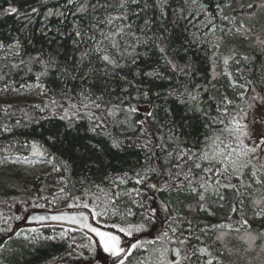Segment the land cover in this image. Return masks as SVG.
<instances>
[{
	"label": "trees",
	"instance_id": "obj_1",
	"mask_svg": "<svg viewBox=\"0 0 264 264\" xmlns=\"http://www.w3.org/2000/svg\"><path fill=\"white\" fill-rule=\"evenodd\" d=\"M85 2L88 12L82 14L76 11L80 0H74L76 6L67 0H0V43L4 45L0 48V264H97L99 252L95 247L92 254L91 244H86L82 237L84 233L55 225L27 226L24 218L35 210L86 209L79 207H90L89 199L107 200L126 193V189H137L138 193L132 191L131 202L117 206L116 213L123 216L120 225L125 229L130 225H145L135 233L153 228L167 232L163 241L178 246L181 264H264V146L258 147L248 167L235 173L230 170L221 178L222 184L229 186L215 191L210 188L200 200L188 188L177 191L169 177V170L175 172L178 161L168 158V151L176 149L177 143L167 138L171 130L181 147L199 150L205 147L206 137L219 135L224 128L199 113L195 114L198 119H191L193 113L176 97L168 95L172 89L183 91L187 86L190 91L198 92L200 107L209 117L218 115L217 106L224 96L233 101V105H228L230 112L244 107L239 95L242 90L232 87L233 80L240 83L252 80V87L264 96V45L258 42L264 41V0H195V3L138 0L128 5V19L123 23L131 24L132 32L140 40L149 41L135 47L136 52L148 53L147 56H138L133 65L130 56L120 58L119 53L110 49L120 67L105 68L96 54H92L78 69L77 74L87 73L82 85L78 79L66 80L55 68L41 76L42 65L31 58L51 56L61 68L68 67L71 71L81 53L91 46L90 42L73 44L74 23L79 22L86 30L94 16L105 15L101 9L93 12L91 5L115 4V0ZM9 7H16L18 13L5 14ZM32 8L38 11L33 13ZM49 11L64 15L48 16ZM108 12L116 14L113 8ZM205 19L215 25L214 44L194 39L198 23ZM240 25L250 30L237 33L235 29ZM161 32L168 37L169 56L174 57L180 68L187 66L188 75L169 69L151 47L150 38ZM125 40L128 44L135 43L131 36L126 35ZM16 41L18 48L8 47ZM124 46L122 43L121 47ZM244 56L249 59L243 60ZM224 57H232L227 68ZM154 68L166 78L134 76L136 70L144 73ZM33 83L42 86L39 103L19 98L20 90ZM66 84L75 89L73 95L83 87L97 96L103 95L105 101L138 111L118 113L115 120L109 118L103 135L87 131L86 119L77 120V126L66 131L65 121L59 116L41 113L36 107H44L51 99L61 100ZM139 91H149L148 97L140 96ZM149 112L155 119L148 117ZM136 121H145L144 127L155 133L150 137L153 145L163 144V149L153 147L150 152L131 146L134 141L141 143L144 139L139 131L132 130ZM244 123L249 125L248 121ZM57 129L61 136L53 143L49 137ZM110 136L123 141V147L112 148ZM160 136L164 139H159ZM33 142L45 152L43 158L53 168L27 175L23 166L14 163L34 157ZM90 145H99L102 151ZM241 163L247 160L241 158ZM149 168L155 171L147 172L145 183H136V173ZM118 176L125 182L120 181L115 188L112 182ZM152 184L157 187H149ZM54 186H58L55 194L50 192ZM150 240L144 248L134 250L124 264H143L156 259L157 244ZM201 248L207 251L202 253Z\"/></svg>",
	"mask_w": 264,
	"mask_h": 264
},
{
	"label": "snow or ice",
	"instance_id": "obj_2",
	"mask_svg": "<svg viewBox=\"0 0 264 264\" xmlns=\"http://www.w3.org/2000/svg\"><path fill=\"white\" fill-rule=\"evenodd\" d=\"M138 0H115V4L106 3L101 4L97 2L96 4L91 5L92 11L95 12L97 9H101L105 15L96 17L94 16L92 20L89 22L88 28L85 30L82 26L79 25V22L74 23V38L73 44H79L81 42L91 44L90 47L85 49L78 61L75 62V65L69 71L68 67L61 68L60 65L56 63L54 57H49L48 59H44L42 55H38L37 57L31 58L36 63H39L43 67V71L41 72V76L47 75L49 70L55 68L57 71L61 72V75L68 81L80 80L81 85L84 82V79L87 73L77 74L80 65L92 54H96V58L102 61L105 65V68L108 66H112L113 68L120 67L118 59L115 57L114 53L111 50H114L115 53H119V57L123 58L125 56L131 57V63L133 65L136 64V59L140 55L147 56L148 53H138L135 51L136 44H144L147 45L149 43L148 40H140L136 37V34L132 32V25L123 23L128 19V12L126 11L128 5L137 3ZM195 3V0H192ZM68 4L74 5V0H67ZM76 6V5H74ZM249 8L254 7L253 5H249ZM109 8H113L116 14L112 12H108ZM18 9L16 7H9L4 10L5 14H16L18 13ZM33 13L37 12L38 9L32 8ZM76 11L82 14H86L88 12V5L85 0H80L79 6H76ZM201 11L203 8L201 7ZM63 16V12H53L49 11L48 16ZM227 19V17H225ZM121 22V23H117ZM148 21H145V25L147 26ZM103 25L104 27H101ZM212 29L215 30V25L212 24ZM107 28V30H105ZM243 30L247 33L250 29L244 27V25H240L239 28H236L235 31L240 33ZM44 29H41V32L44 33ZM92 33L89 35V33ZM98 34V35H97ZM131 36L134 38L135 43L128 44L125 40V36ZM146 35V34H145ZM78 38V39H77ZM151 40V47L156 49L159 53L161 59H163L165 65L171 69L173 72L177 70L184 72L185 75H188L187 66L185 68H180L178 64L174 62V57L169 56L168 52V37L161 32L160 34H155ZM261 45H264V41H258ZM122 43L125 45L124 48L121 47ZM4 45L0 43V48H3ZM8 47H19V41H16L14 45H9ZM132 48V51L129 52L128 48ZM219 47V44H217ZM17 55L19 53H16ZM232 57H224L223 64L227 68L229 64V60ZM249 59L248 56H244L243 60L247 61ZM24 61L21 60V64ZM31 70V69H29ZM226 75L231 77L230 72H226ZM144 75L146 77L152 79H165L166 77L159 70L154 68L150 72L142 73L139 70H136L134 76ZM39 79V77H37ZM126 83L131 85V81H128L126 77L123 78ZM253 81L247 80L245 83H240L238 80L232 81V87L239 88L242 91L239 93L241 100L244 103V107H240L237 109L235 113L230 112L228 105H233V101L230 100L227 96H224L217 106L216 117H209V114L200 107L199 102V93L190 91L187 86L184 87L183 91H179L177 89H172L169 91L168 95L176 97V99L185 106L188 112L193 113L191 119H198L195 114L199 113L200 116H203L207 119H211L212 123H218L224 125V128L220 131L219 135L213 133L211 137L205 138V147L200 148L199 150H193V148L189 147H181L177 137L171 133V130L168 135V140L177 143V147L174 150L168 151V158L175 159L178 163L174 166L175 172L169 170V177L173 180L175 188L177 191H183L185 188H188L192 193H197L200 197V200L204 199V192H207L210 188L212 190H218L221 186H229L223 185L222 179L225 177L229 171L235 173L239 171L241 168L248 167L251 163L249 159V155L254 154L257 150V147L264 146V137H261L259 143L254 145L253 147H248L244 144V138L249 137V132L247 131L248 124L243 121L248 120L249 112L252 109H255V115L252 117L253 121L256 123L264 124V96L260 95V93L256 92V89L252 87ZM37 87H42L37 84ZM75 89H70L65 85V88L62 90L61 100L51 99L47 105L44 107L36 106L39 108L41 113L48 112L51 116L56 117L59 116L61 121H65V130L74 129L76 125V121L80 119H86L89 123V127L87 131L96 133L97 135H103L106 129V123L109 118L115 120L117 118L118 113H134L138 111L137 108L129 107L127 109L122 108L119 104H112V102L105 101L103 95L97 96L95 92L90 89L81 87L79 92H76L73 95ZM251 95H248V93ZM139 95L145 98L148 97L149 91H139ZM157 96L160 93H156ZM168 111L167 109L165 110ZM148 117H153V114L149 112ZM227 121V123H226ZM124 122H127V116ZM123 123V122H122ZM145 121H136L132 130L134 132L139 131L140 136L143 137V141L141 143L133 142L131 144L132 147H141L144 149H148L150 152L153 147H160L163 149L164 145H153V141L150 138L155 133H150L149 129L144 127ZM5 131H9L8 128L4 129ZM227 133V136H225ZM61 133L57 129L52 136L49 137L53 143H56L60 139ZM223 137V139H222ZM111 141V147L114 149H121L123 147V141L109 137ZM140 139L139 137L137 138ZM159 139L163 140L164 137L160 136ZM226 140H231L229 143H225ZM209 142L211 143V147L209 148ZM199 143V141H197ZM93 149H99V145H90ZM33 154L39 157H44L45 152L41 151L35 142L32 144ZM154 155V153H153ZM54 158V157H53ZM241 158L247 160V163H241ZM150 160V158H149ZM203 162V163H202ZM219 165H223V167H219ZM65 169L67 165H64ZM184 169H187L185 171ZM59 171V168L55 169ZM148 171H155L154 168H149L147 170H142L141 172L136 173L137 179L136 183L144 184L145 179L147 177ZM253 175H256L255 170L253 171ZM179 177H183V179H179ZM121 182H125L121 180ZM172 187V185H168ZM151 188H156V184L149 185ZM63 191V189H61ZM132 191L137 192V189H133ZM118 195V194H117ZM87 207V205H85ZM59 217H53V219H58ZM42 219V218H41ZM75 219V218H73ZM85 219H87L85 217ZM246 223V222H245ZM85 227H90V225L85 224ZM113 227H117L114 225ZM145 227L144 224H140L137 226H129L127 230L128 235H132L133 231L139 232ZM93 232H95L100 238L101 243L103 244V248L105 252L110 253L112 256L120 257L121 253L125 252V249L119 247V237L113 235L110 232H102L97 228H91ZM121 232H125L126 229L120 228ZM168 236L167 232L162 234V238H166ZM138 244H133L132 248H137ZM207 250L204 248L200 249V252H206ZM179 254V253H177ZM121 264H124V260L121 259ZM175 264H179V261H176ZM211 264V262H209Z\"/></svg>",
	"mask_w": 264,
	"mask_h": 264
},
{
	"label": "rangeland",
	"instance_id": "obj_3",
	"mask_svg": "<svg viewBox=\"0 0 264 264\" xmlns=\"http://www.w3.org/2000/svg\"><path fill=\"white\" fill-rule=\"evenodd\" d=\"M212 24L210 20H203L198 23L199 29L196 31L197 34L195 35L194 39L203 42L208 41L211 43H215L216 41V32L212 29ZM204 29V31H202ZM37 84H29L26 87H24L22 90H20L19 98L21 100H31L40 102L42 100H37L40 97L41 90L40 87L36 86ZM18 98V99H19ZM255 115V109L250 110L249 117L246 122H249L247 131L249 132V137L244 138V144L248 147H253L254 145H257L259 143V140L261 137H264V124L256 123L253 121L252 117ZM245 122V121H243ZM259 149L257 147V150L254 154L258 153ZM34 157H31L29 160L24 161L22 163L21 160L14 163L19 165L20 167L23 166L24 171L26 174H33V173H39V172H47L53 168L52 164L46 160L43 157H39L37 155H33ZM252 154L249 155V159L252 160L254 158ZM120 177H114L112 185L114 184L115 188H118V185L120 183ZM58 190V186H54L51 188L50 192H53L54 194ZM98 197V196H97ZM100 200V197H98ZM132 198V189H126V193H118L115 197H109L107 200H96L95 202L92 201L93 199H89L90 207L87 206H80L79 208H86L84 211L88 213L90 216V219L97 225L114 231L118 233L123 238V245L125 247V252L116 260L113 262L107 261V259L100 258L97 261V264H121V259L125 260L130 253H132L134 250H136L138 247L144 248V246L147 243V240L156 241L154 242L157 247L156 254H158V257L153 258L152 260L149 259V261H146L143 264H175L176 261H179V264H181L180 258H174L171 255V247L177 246L176 244H170L164 242L162 238L163 232L159 229L153 228L152 230H149L148 232H140L135 233L133 231L132 235L127 234V230L125 232H121L120 228H124L120 225L119 221L123 217L119 213H116L117 206L123 204V206L129 204L131 202ZM99 201V202H98ZM116 225L117 227H113ZM156 227V226H154ZM125 229V228H124ZM86 244H91V252L94 255V249H95V242L89 238L87 240V236H82ZM150 240V241H151ZM133 244H138L139 246L137 248H132ZM178 247V246H177ZM180 253V250H179ZM125 258V259H124ZM155 259V260H154ZM96 263V262H94Z\"/></svg>",
	"mask_w": 264,
	"mask_h": 264
},
{
	"label": "water",
	"instance_id": "obj_4",
	"mask_svg": "<svg viewBox=\"0 0 264 264\" xmlns=\"http://www.w3.org/2000/svg\"><path fill=\"white\" fill-rule=\"evenodd\" d=\"M53 217H59L58 219H53ZM85 217L87 219H85ZM42 218V219H41ZM75 218V219H73ZM26 224H46V223H53V224H61L67 225L71 227H77L91 236L95 238L97 241L99 248L109 257H116L112 256L110 253L105 252L103 248V244L101 243V238L91 230V228H97L102 232H110L107 230H103L91 223L90 217L87 212L85 211H56V212H49V211H34L29 213L25 218ZM85 224L90 225V227H85ZM112 233V232H110ZM113 235L119 237V247L123 248L122 246V239L119 235L112 233ZM171 253L174 257L178 256V249L176 246L171 248Z\"/></svg>",
	"mask_w": 264,
	"mask_h": 264
},
{
	"label": "flooded vegetation",
	"instance_id": "obj_5",
	"mask_svg": "<svg viewBox=\"0 0 264 264\" xmlns=\"http://www.w3.org/2000/svg\"><path fill=\"white\" fill-rule=\"evenodd\" d=\"M100 258V257H99ZM108 259V258H107ZM114 260H116V259H108L107 261H109V262H113Z\"/></svg>",
	"mask_w": 264,
	"mask_h": 264
}]
</instances>
